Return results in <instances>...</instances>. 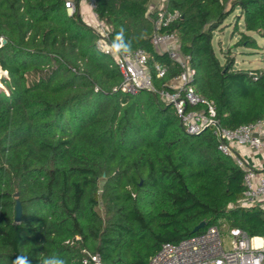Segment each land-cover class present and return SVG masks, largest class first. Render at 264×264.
<instances>
[{
  "label": "trees",
  "instance_id": "1",
  "mask_svg": "<svg viewBox=\"0 0 264 264\" xmlns=\"http://www.w3.org/2000/svg\"><path fill=\"white\" fill-rule=\"evenodd\" d=\"M150 1L97 0L95 11L112 42L123 29L131 50H146L160 90L179 69L152 43ZM166 6L180 11L167 30L178 35L193 84L214 101L220 124L262 118L264 69L237 68L229 53L222 60L214 36L233 16L236 45L259 49L249 32L264 38V0ZM96 39L65 0H0V264L19 256L94 264L90 254L102 264H150L164 243L222 222L264 235V208L241 205L244 170L218 149L212 130L186 133L158 93L114 91L121 72ZM155 62L169 66L164 78Z\"/></svg>",
  "mask_w": 264,
  "mask_h": 264
},
{
  "label": "built area",
  "instance_id": "2",
  "mask_svg": "<svg viewBox=\"0 0 264 264\" xmlns=\"http://www.w3.org/2000/svg\"><path fill=\"white\" fill-rule=\"evenodd\" d=\"M97 0H65L69 15L80 11L82 18L96 34V48L114 58L121 72V82L114 91L136 94L142 90L158 93L171 104L186 133L196 135L211 129L218 140V149L232 157L244 170L245 190L241 205H260L264 208V169H257L238 153L240 147L264 153V116L255 122L237 128L222 126L217 119L214 101L202 96L193 84L196 70L189 56L180 50L179 37L167 30L179 16V10L167 8V0L150 12H155L152 43L161 53H167L179 72L158 89L145 49H132L126 54H113L111 26L101 20L95 11ZM158 78H164L169 66L155 62ZM94 264H102L99 254L89 255ZM88 262V259H85ZM150 264H264V235L252 236L246 230L230 227L222 222L209 226L204 232L179 242H166L151 258Z\"/></svg>",
  "mask_w": 264,
  "mask_h": 264
},
{
  "label": "rangeland",
  "instance_id": "3",
  "mask_svg": "<svg viewBox=\"0 0 264 264\" xmlns=\"http://www.w3.org/2000/svg\"><path fill=\"white\" fill-rule=\"evenodd\" d=\"M243 26V25H241ZM242 29H244L242 27ZM234 30V19L231 16L223 25V27L215 33L214 36V46L218 52V55L222 60L229 53L234 55L236 58L235 66L237 68H246V69H264V38L259 37L253 32H249L257 37L259 43V49H252L244 46H237L240 35L239 32ZM6 76V72L0 73V87L1 78Z\"/></svg>",
  "mask_w": 264,
  "mask_h": 264
},
{
  "label": "clouds",
  "instance_id": "4",
  "mask_svg": "<svg viewBox=\"0 0 264 264\" xmlns=\"http://www.w3.org/2000/svg\"><path fill=\"white\" fill-rule=\"evenodd\" d=\"M116 41L111 46L113 54L122 55L131 50V42L125 40L123 29L117 34ZM13 264H31V262L27 256H19L13 261ZM43 264H65V262L56 257H49L43 261Z\"/></svg>",
  "mask_w": 264,
  "mask_h": 264
},
{
  "label": "crops",
  "instance_id": "5",
  "mask_svg": "<svg viewBox=\"0 0 264 264\" xmlns=\"http://www.w3.org/2000/svg\"><path fill=\"white\" fill-rule=\"evenodd\" d=\"M165 0H151L149 4L150 9L158 8ZM238 153L257 169H264V153L253 152L247 147H240Z\"/></svg>",
  "mask_w": 264,
  "mask_h": 264
},
{
  "label": "water",
  "instance_id": "6",
  "mask_svg": "<svg viewBox=\"0 0 264 264\" xmlns=\"http://www.w3.org/2000/svg\"><path fill=\"white\" fill-rule=\"evenodd\" d=\"M6 39L2 38V43H5ZM22 219V203L20 202V200H17L16 203V221L20 222ZM206 226V221H202L200 224H198L195 228H194V232L204 228Z\"/></svg>",
  "mask_w": 264,
  "mask_h": 264
}]
</instances>
